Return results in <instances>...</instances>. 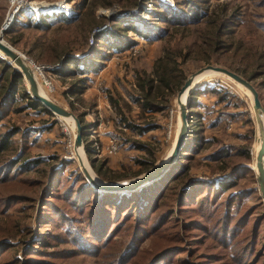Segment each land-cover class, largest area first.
<instances>
[{
    "label": "rangeland",
    "instance_id": "374dc122",
    "mask_svg": "<svg viewBox=\"0 0 264 264\" xmlns=\"http://www.w3.org/2000/svg\"><path fill=\"white\" fill-rule=\"evenodd\" d=\"M18 1L23 3L19 5ZM93 1L0 0V26L13 7L15 9L10 24L16 23L10 34L16 43L12 45L4 34L2 39L19 52L28 65L29 60L48 67L42 70L46 80L37 74L36 77L34 76L39 92L75 115H79L84 126L83 146L85 144L89 146L88 151L83 148V157L90 170L105 181L126 180L161 159L172 144L178 123L176 93L172 95L170 104L166 108L152 111L141 108L132 97L143 93L138 86L139 77L151 75L153 62L162 55L164 48H171L175 44L181 46L189 41L190 37L185 30L188 22L183 17L180 19L181 23H184L183 26L159 23L162 31L145 40L127 31L125 35L132 41L130 46L121 51L106 50L105 58L100 60L99 69L95 72L79 74L75 71L73 74L63 76L52 73L51 64L38 60L41 55V44H54L57 47L66 45L70 50L76 51L75 47L80 48L81 38L79 30L77 34L71 31L79 21L66 23L64 18H60L58 21L49 22L45 19L38 22L36 15L31 16V11L59 10L64 12V17L77 15L78 19H82L89 14ZM152 1L154 0H136L135 7L125 9L118 4L106 7L94 6L89 15L96 24H91L86 43L91 45L93 39L91 34L106 30L111 21L116 19L139 21L140 13H143L147 21L150 18ZM162 1L172 4L174 0ZM196 1L198 8L206 16L232 13L233 24L230 31L238 47L249 51V54L255 52L264 55V0ZM38 2L55 4V6L42 9L36 5ZM57 3L62 5L57 6ZM221 6L225 9L224 12L220 11ZM10 17L11 14L8 19ZM38 25L39 28H36L35 26ZM203 65L205 63L192 59L185 62L182 68L187 76ZM76 78H82V81L77 83V91H69L70 85ZM6 83L0 71V101ZM204 83H217L218 87L219 85L225 87L230 94L225 99H220L218 93L203 89L193 100V106L187 107L197 114L192 124L196 140L180 159L185 164V171L182 173L179 169L177 172L181 174L168 184L167 179L161 180L163 182L161 187L158 184H149L158 176H162L175 157L160 175L145 182L148 188L142 190L135 200L136 203L140 197L147 203L144 217L139 220V228H134L131 209L123 213V205L128 202V198H125L124 204L118 206L115 213L106 221L105 228L99 236L90 232L89 223L85 219V206L84 209H79L83 205L79 206L75 201L78 198H75L71 188L69 189L70 186L74 188L78 174H83L74 149L73 153L68 150L69 138L73 139V120L70 118L68 120L66 117L64 119L50 111L45 113L28 107L24 98L19 95V87L12 92L11 97H6L5 101L3 99L0 105V133H5L8 141L5 148L0 150V166L4 162L8 163V160H12V163L16 158L19 160L30 158L35 161L29 164L28 170L18 175L14 173L11 179H8L6 172L0 175V197L11 191H18L24 196L35 198V201L33 208L27 210L25 206L14 207L15 210L11 205H6L0 210L2 219H6V212L16 216L7 221V226L13 231V235L7 239L10 244L11 240H13L12 244L16 243L14 245L16 251L13 252L10 248L0 254V260L11 258L0 264H10L14 253L18 258L17 261L20 260L17 264L251 263L254 259V256H251L254 249L251 253L245 254L239 244L244 243L249 237L251 221L249 218L260 215L264 210L253 167V156L258 143L251 100L246 91L224 76L206 74L192 88ZM250 83L257 86L259 99L264 108V76L254 78ZM23 85L28 91L24 80ZM149 97L158 104H164V96L155 90L150 91ZM126 121L138 125L140 129L125 125ZM137 142L145 144V148L137 145ZM109 143L115 145V150L110 153L106 152ZM219 148H222L219 156L214 158L211 153ZM245 154L247 157L244 156ZM141 158L154 162L147 165L141 163L139 160ZM241 163L248 164L250 169L243 170L238 168L239 166L233 168ZM96 165H100L99 170L106 178L97 174L94 169ZM54 167L60 170L54 177L55 183L50 189L52 193H43L47 178ZM13 171L14 168L11 169V172ZM225 173L226 178L218 186L213 187V192L206 190L207 197L198 201L196 197L202 189V185H198L199 189L191 198L184 201L185 207H174L175 202L172 198L177 196L180 186L187 177L214 178ZM17 176L33 178L37 185L33 188L20 185L22 180L17 181ZM11 181L17 184L12 185ZM158 181L160 183V180ZM169 185L173 186L176 195L167 192L170 189H167ZM138 187L140 188V185L126 190H135ZM94 189L100 188L94 187ZM44 198H47L46 202L42 201ZM232 198L235 200L231 202ZM16 199L27 198L16 197ZM41 203L45 206L43 210L38 205ZM23 210L28 214L21 220L19 217L23 216ZM246 213L251 214L248 220ZM98 214L99 211L96 209L95 213L90 215V220L97 223ZM169 216L171 217L168 218ZM235 217L237 219L233 224L230 219L233 220ZM194 219L200 223L192 222ZM224 221L231 227L227 232L221 227ZM114 222L116 223L113 224ZM232 224L233 226H230ZM25 226L29 230L24 229ZM37 229H44L40 234H36L38 239H42L40 249H22ZM259 229L261 231L262 226ZM240 234L248 235L238 239L239 243H235V238H239ZM23 236L26 238L25 241ZM246 243L243 245L246 246ZM2 249L0 248V252ZM239 249L241 257L237 258L235 254ZM24 255L44 261L24 260ZM23 261L26 262L22 263Z\"/></svg>",
    "mask_w": 264,
    "mask_h": 264
},
{
    "label": "trees",
    "instance_id": "16d2710c",
    "mask_svg": "<svg viewBox=\"0 0 264 264\" xmlns=\"http://www.w3.org/2000/svg\"><path fill=\"white\" fill-rule=\"evenodd\" d=\"M151 3L152 8L149 12L150 18L147 21H134L131 19H116L114 21H111L106 30L100 33L91 34V37L93 36V39L91 40V45H88L86 43V39L91 24H96V21L89 15L91 14L93 7L96 5L106 7L112 4H118L125 9L135 7L136 0H94L89 8V14L84 16V18L82 19H78L77 15H71V17H64V12L59 10H53L51 12L50 10H33V12L31 11V16L36 15L38 22L44 21L45 19V21L48 20L49 22L51 20L58 21L60 20V18H64V20H66V23L75 20L79 21L77 25H74V29H72L71 31L72 33L74 32V34H77V31L79 30V37L81 38V42H79V49L75 47L77 49L75 51V49L73 48V50H70L66 45L57 47L54 44L45 45V43H42L41 55L38 60L42 63L51 64V72L58 76L70 75L73 74L75 71H77L79 74L95 72L99 69V66L101 64L100 60L105 58L104 52L106 50L121 51L130 46L132 41L125 35L127 31H130L134 35L145 40L148 39L151 35H156L160 31H162V28L160 27V25H158L159 23L170 24L172 26H178L182 24L183 26L184 23H181L180 19L184 17L185 20H187L186 22H188L186 23V26L188 27L185 30L187 31V36L190 37L189 41L181 46H177L175 44L171 48H164L162 55L157 57L153 62L151 75H144L139 77L138 86L143 91V93L132 97V100L137 102L141 108H145L146 110L151 111L158 110L163 107L166 108L170 104L172 95L176 93L180 85L183 83L184 78L186 77L183 72L182 66L185 62L190 61L192 59L198 62H203V64L213 63L223 66L235 73L240 74L249 82H251V80L254 78L264 76V59H262L264 55H258L255 52L249 54V51L239 48L236 41L233 39L230 31L231 26L233 24L232 13H222L221 16H206L204 12H202L200 8H198L196 0H174L172 4H168L162 0H154ZM224 10L225 9L221 6L220 11L224 12ZM14 24L16 25L15 22H12V24H10V26L3 32L6 39L12 45L16 43V41L13 40L10 36L11 32L14 29ZM85 24H87V26H85ZM35 27L39 28V25ZM0 71L3 73L4 78L7 81L6 88L3 91V95L1 96L0 105L3 99L5 101L6 97H11L13 94L12 92L15 91L17 87H19V95L24 98L25 104L28 107L38 109L45 113L49 112V110L45 108L39 101L30 97L28 91H26L24 88L21 74L17 70H14L11 66H9L7 62L2 58H0ZM79 81H82V78L74 79V82L70 85L69 91H77L76 86ZM252 85L257 91V86H255L254 84ZM203 89L205 91H213L218 93L217 95L220 99H225V97L230 94L225 87L220 85L218 87L217 83L197 84L188 92V107L193 106V100L196 99V96L200 94ZM153 90L159 92L164 96V104H158V102L154 101L149 97L150 91ZM196 114V111L188 109V129L180 151L178 152L176 158L172 161V163H170L168 168L163 172L162 176H158L159 178L157 177L155 180H152V182L149 184H158V186L161 187L163 183L161 180L167 179L168 184V182L174 180L175 178H178L177 176L181 174L180 172H177L179 171V169L182 173L185 171V164L182 163L180 159L183 157L184 152L188 151L193 146L194 140H196V135L193 133L195 129H193L192 126L193 120L196 119L194 117ZM76 116L81 122L79 115L76 114ZM125 125L130 127H137L140 129L138 125L132 124L130 121H126ZM7 141V135L5 133H0V150L5 148ZM136 144L145 148V144L138 142ZM88 147L89 146L85 144L84 148L86 149V151H88ZM221 149L222 148L215 149L211 153V155H213L214 158H217V155L220 153L219 151ZM148 152L150 153V151ZM244 156L247 157V154H245ZM139 160L141 161V163H146L147 165L152 164L154 162L150 159L145 160L141 158ZM8 161V163L4 162L0 166V175L6 172L8 179H11V176L14 173H17L18 175V173H22V171L28 170L29 164L35 161V159L23 158L19 160V158H16L15 161L13 160L14 162L12 163V160ZM237 166H239L238 168H242L243 170L250 169V166L245 163L236 165L233 168L236 169ZM12 168H14L13 172H11ZM99 168L100 165L94 166V169L96 170L97 174L102 176L103 178H106L104 175H102ZM17 170L19 172H17ZM59 170L60 168L58 167H54L52 169L47 178L46 187L43 190V193H52V190L50 189H52L51 187L55 183L54 177H56V172H58ZM226 175L227 174L225 173L221 176L214 178L187 177L188 179L186 178V180H184L183 184L180 186V191L177 196H175V198H172L175 202L174 207H185L183 206L185 204L184 201L192 197L195 191L199 189L198 185H202V189L199 191V195L196 198L198 199V201L204 199L205 197H207L206 190H208L209 192H213V187H215L216 185L218 186L223 181V179L226 178ZM20 179L22 180L21 183H19L20 185H27L32 188L37 185L36 180H34L33 178L17 176V181ZM76 180L77 183L75 184L74 188L72 189V186H70L69 189L71 188L74 197L78 198L75 199V201L79 204V206L83 205L82 207H79V209H84L85 206V219L86 222L89 223V230L93 235L99 236V234L102 233L105 228L106 221L111 218V215L115 213L118 206L124 204L123 202H125V198H128V202L123 205V213L126 212L128 209H131L133 223L135 222L133 224L134 228H139V220L143 219L144 217L143 215L147 210V203L144 198L141 199L139 197L136 203L135 200L137 199V196L142 193V190L148 188V185H146V183L144 184L145 186L142 184L143 186L140 185V188L138 187L135 190L133 189L111 191L103 189H94V187L88 183L84 175L80 173L76 177ZM158 180H160L161 184ZM16 184L17 183H15L14 181L12 182V185ZM172 188L173 186L169 185L167 187V192L176 195ZM159 191L160 190H158V193ZM45 196L46 195H44V197ZM16 197H25L27 199L21 200L16 199ZM46 200L47 198L42 199V201L44 202H46ZM234 200L235 198H232L231 202ZM34 201L35 198L24 196L21 194V192L18 191H11L5 196L0 197V210L6 205H11L12 208L25 206V209L27 210L33 208ZM42 204L43 203L38 204L40 206L39 208L44 209L45 206H42ZM14 209L16 210V208ZM96 209L99 211V214L97 215V221L99 222V224L98 222L96 223L93 222V220H90V215H92L93 212L95 213ZM26 210H23V216L19 217L21 218V220L24 219V216L28 214L27 212H25ZM41 213L42 211H40V214ZM172 213L173 212H171V214ZM248 214L249 213L245 214L247 220L248 217L251 215ZM5 217L6 219H2L0 216V222H2V224H0V248H3L0 254L6 252L7 249L10 248H12L13 252L16 251V248H14V245L16 243L12 244L13 240H11L10 244L9 240L7 239V237L13 235L12 228L7 226V221L12 220L16 216L10 212H6ZM170 217L171 216H169L168 218ZM236 219L237 217H235L233 220L231 218L230 221H233L232 223L234 224ZM249 219H251L249 227L250 231L248 233L249 237L245 241L247 242L245 244L246 246L243 245L245 242L239 244L240 249L245 254L251 253V250L254 249L253 253L251 254V256H254V259L249 264L256 262L257 264H264V210L260 215H253ZM192 222L197 224L200 223L197 219H194ZM115 223L116 222H114L113 224ZM233 224L230 226H233ZM221 225L224 232H227V230L231 228L228 226V224H226L225 221ZM261 226L262 229L260 231L259 228ZM25 228L26 226L24 227V229ZM26 230H29V228H26ZM43 230L37 229V231H35L34 235L29 241H27V244L22 249L39 250L40 241H42V239H38L36 237V234H40V232ZM248 234H240L239 238H235L234 242L239 243V240ZM22 238H24L23 241H25V236H23ZM240 249L235 254L237 258L241 257ZM258 257L260 259H258ZM34 258L35 257L29 255L23 256L24 260H35ZM9 259L11 258L1 259L0 263ZM37 259L39 258H36L35 261H44ZM180 259L185 260L183 258ZM17 260L18 258L16 257V253H14L12 256V262L10 264H17V262L19 263L20 260ZM24 262L26 261H23L22 263ZM182 262L185 263V261Z\"/></svg>",
    "mask_w": 264,
    "mask_h": 264
},
{
    "label": "water",
    "instance_id": "95a60500",
    "mask_svg": "<svg viewBox=\"0 0 264 264\" xmlns=\"http://www.w3.org/2000/svg\"><path fill=\"white\" fill-rule=\"evenodd\" d=\"M13 12L8 23L4 24L3 22V24L0 26V58L4 59L7 64H9L14 70H17L21 74L23 80L26 83L28 93L32 99L39 101L45 108H47L54 114H57L63 118L69 116L72 118L74 127L72 147L74 151H77V148H79L83 155L84 146L82 142V135L84 132V126L80 122L79 118L70 110L66 109L57 102L48 98L45 94L38 91L36 79L34 77L32 69L27 64L25 58L19 52L14 50L10 45L5 43L2 39L3 32L6 30L7 26L13 19ZM206 73H214L224 76L235 84L239 85L244 91H248L256 125V142L258 143L253 156V167L255 171L254 173L257 183V189L264 204V108L260 102L256 89L248 80H246L240 74L235 73L223 66L213 64H205L187 75L184 78L183 83L180 85L179 89L176 91L175 100L177 104V128L169 150L161 159L154 162L149 168L145 169L143 172L130 179L105 181L97 177L93 173V171L90 170V168L86 165L85 160L83 162L79 153H77V163L88 182H90L92 186L100 189L126 190L135 188L136 186L141 185L146 181H149L160 175L168 166V164L177 156L186 137L188 129L187 95L188 92L192 89V86L195 84L194 83L192 85V83L194 80ZM182 93L184 94L183 99L180 98Z\"/></svg>",
    "mask_w": 264,
    "mask_h": 264
},
{
    "label": "built area",
    "instance_id": "2783aa9c",
    "mask_svg": "<svg viewBox=\"0 0 264 264\" xmlns=\"http://www.w3.org/2000/svg\"><path fill=\"white\" fill-rule=\"evenodd\" d=\"M12 2L14 1V0H11ZM21 3H23V2H17V4H21ZM34 4H36V3H34ZM38 7H40V8H42L43 6V8H47V7H54L55 6V4H48V3H42V2H38V4H36ZM35 5V6H36ZM57 6H61L60 4H56ZM65 7V6H64ZM35 8H37V7H35ZM14 9L15 8H13V11H14ZM146 16V15H145ZM144 16V14L143 13H140V20L141 21H144L145 20V17ZM28 62L30 63L29 65H30V68L32 69V72H33V74H34V76H35V74H37V75H39L43 80H46L45 78H44V76H43V73H42V70L44 69V68H48V67H46V66H42V65H39V64H36V63H32L31 61H29L28 60ZM36 77V76H35ZM46 83V82H45ZM69 140L70 141H68V146H69V148H68V150H69V152H72L73 151V147H72V140L69 138ZM71 145V146H70ZM94 146H95V148L97 147L95 144H94ZM115 150V145L113 144V143H109L107 146H106V152H108V153H110V152H113ZM73 153V152H72Z\"/></svg>",
    "mask_w": 264,
    "mask_h": 264
},
{
    "label": "bare ground",
    "instance_id": "6f19581e",
    "mask_svg": "<svg viewBox=\"0 0 264 264\" xmlns=\"http://www.w3.org/2000/svg\"><path fill=\"white\" fill-rule=\"evenodd\" d=\"M13 8H14V7H13ZM12 12H13V9L8 13L7 17H6L5 20H4V24L8 23V21L11 19V17H10V19L8 20V16H9V14H12ZM144 16H145V15H144ZM145 17H146V16H145ZM206 74H214V73H206ZM206 74H203V75H201L199 78H197L196 80H194L193 83H192V85H193L194 83L198 82V81H199L204 75H206ZM37 88H38V91H39V87H38V85H37ZM183 93H184V92H183ZM183 93H182L181 96H180L181 99H183V95H184ZM247 93H248V91H247ZM66 118H67L68 120L72 119L70 116H69V117H66ZM69 118H70V119H69ZM64 119H65V117H64ZM77 153H79L81 159H82L83 162H84V158H83L82 152H81V150H80L79 148H77V151H75V155H76Z\"/></svg>",
    "mask_w": 264,
    "mask_h": 264
}]
</instances>
